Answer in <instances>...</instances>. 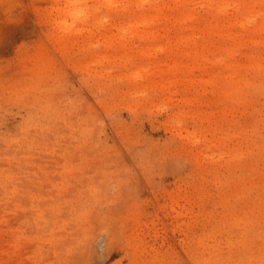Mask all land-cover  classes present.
Returning <instances> with one entry per match:
<instances>
[{
  "label": "rangeland",
  "instance_id": "374dc122",
  "mask_svg": "<svg viewBox=\"0 0 264 264\" xmlns=\"http://www.w3.org/2000/svg\"><path fill=\"white\" fill-rule=\"evenodd\" d=\"M73 1L0 0V264H264V0Z\"/></svg>",
  "mask_w": 264,
  "mask_h": 264
},
{
  "label": "snow or ice",
  "instance_id": "6c2138e0",
  "mask_svg": "<svg viewBox=\"0 0 264 264\" xmlns=\"http://www.w3.org/2000/svg\"><path fill=\"white\" fill-rule=\"evenodd\" d=\"M71 7L79 10L75 13L79 17L90 16L95 12L97 15H105L106 18L118 21L122 12H127L133 7H139V5H133L127 0H98V2L94 0L88 4L77 2ZM78 264H85V261L81 260Z\"/></svg>",
  "mask_w": 264,
  "mask_h": 264
},
{
  "label": "bare ground",
  "instance_id": "6f19581e",
  "mask_svg": "<svg viewBox=\"0 0 264 264\" xmlns=\"http://www.w3.org/2000/svg\"><path fill=\"white\" fill-rule=\"evenodd\" d=\"M77 0H74L73 2L75 3ZM73 5V4H72Z\"/></svg>",
  "mask_w": 264,
  "mask_h": 264
}]
</instances>
